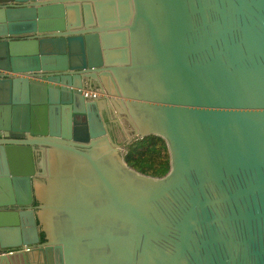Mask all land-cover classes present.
<instances>
[{"label": "water", "instance_id": "95a60500", "mask_svg": "<svg viewBox=\"0 0 264 264\" xmlns=\"http://www.w3.org/2000/svg\"><path fill=\"white\" fill-rule=\"evenodd\" d=\"M0 264H264V0H0Z\"/></svg>", "mask_w": 264, "mask_h": 264}, {"label": "trees", "instance_id": "16d2710c", "mask_svg": "<svg viewBox=\"0 0 264 264\" xmlns=\"http://www.w3.org/2000/svg\"><path fill=\"white\" fill-rule=\"evenodd\" d=\"M123 158L127 165L150 176H162L169 169L167 145L165 140L157 135L133 139L124 146Z\"/></svg>", "mask_w": 264, "mask_h": 264}, {"label": "flooded vegetation", "instance_id": "af4514ba", "mask_svg": "<svg viewBox=\"0 0 264 264\" xmlns=\"http://www.w3.org/2000/svg\"><path fill=\"white\" fill-rule=\"evenodd\" d=\"M87 86H88V85H87ZM92 86L94 87L95 90L97 89L96 85L93 84ZM117 138H118V140H122V139H124L122 134H119V135L117 136Z\"/></svg>", "mask_w": 264, "mask_h": 264}]
</instances>
